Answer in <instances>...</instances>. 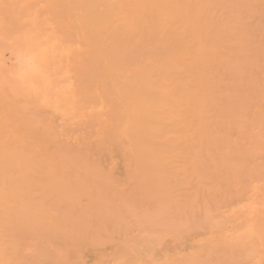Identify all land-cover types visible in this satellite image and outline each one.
<instances>
[{
  "label": "bare ground",
  "instance_id": "bare-ground-1",
  "mask_svg": "<svg viewBox=\"0 0 264 264\" xmlns=\"http://www.w3.org/2000/svg\"><path fill=\"white\" fill-rule=\"evenodd\" d=\"M263 2L0 0V34L28 58L21 81L0 77V264H132L141 224L184 229L246 189ZM49 108L81 123L74 145Z\"/></svg>",
  "mask_w": 264,
  "mask_h": 264
},
{
  "label": "rangeland",
  "instance_id": "rangeland-1",
  "mask_svg": "<svg viewBox=\"0 0 264 264\" xmlns=\"http://www.w3.org/2000/svg\"><path fill=\"white\" fill-rule=\"evenodd\" d=\"M262 2H263V0H261V3ZM263 13H261V15ZM261 15L260 16L258 15V17H257V14L255 15V17H257L258 21L260 19L264 20L263 15L262 16ZM253 18H254V16H253ZM258 18H260V19H258ZM262 22L263 21H260L258 23L256 22V24H259V23L262 24ZM262 25L259 29L260 31L258 30L257 32L258 33L261 32L263 34V35L261 34V37H263V38H261V41L259 40V43H260L259 45H261L263 48H261V46H260V47H257L259 49L256 48L255 50L257 51V50L262 49L261 51H263V54H264V22ZM22 49H24V48L16 49L14 47V40L13 39L4 37L0 34V77L1 78L4 79L6 77H10L16 81L17 80L21 81V79L24 78L23 75L25 73L24 72L25 68L28 65V58ZM261 51H260V55H262ZM16 56H17V59H16ZM260 58H262V56H260ZM23 59H25V60H23ZM15 60H17V61H15ZM260 61H261V59H260ZM262 61L264 62V57L262 58ZM262 64L263 63L258 64V67H261ZM13 65L16 66V69H15V67H13ZM10 66H11V68H10ZM9 69H11V70L9 71ZM257 69H259V72H258V70H256L257 72H255V73H257V77L259 76L258 80L260 79L259 82L261 84V82H264V64L262 65L261 69L260 68H257ZM21 85L22 84H20V86ZM256 96H257V94H256ZM47 97L51 98L50 95H48ZM258 97H259V99L261 98V100H259V99L257 100L256 99L257 97H255V99L254 98H252V99H254L255 103L256 102L259 103L261 101L259 104H252L253 106L249 105V107H251V108H249L251 110L249 112V116L255 115L254 122H257L255 124H253V126L255 125L254 126V132H256V135H257V137L255 138L256 143L255 144L250 143V145H248V146L251 149L253 148L252 149L253 152L256 153L255 154L256 156H255L253 161H257L256 163L258 165H256V168L259 169L260 164L264 166V160H263L264 158H262V156L264 157V155H263L264 154V136L261 135V133L259 135L260 127H261L262 121L264 120V99L262 97H260L259 95H258ZM247 98H249V97H247ZM250 102H252V101H250ZM47 112H48V121L50 122V125L54 126L55 129H57L58 133L62 135V137L66 138L68 142H70L71 144L74 145L75 144V138H76L77 134L82 132V130L79 129V127H81V126H79L80 122L78 123V122H73V121H71V122L66 121L67 119H64V117L61 114L56 113L51 108L47 109ZM73 127H75V129ZM71 128H73L72 130H75V131L73 132L71 130ZM70 135H71V138H70ZM231 136H233V134ZM248 146H247V148H248ZM261 148H263V149H261ZM96 157H98V158L101 157V158L96 159ZM92 158L96 159L99 162V164L101 163L100 166L102 168L112 171V169H113L112 168V161H114V159L109 158L108 156H105V155L104 156H94ZM258 169L253 170L254 173L256 171L255 174H257ZM254 173H252L253 177H255ZM258 173H259V171H258ZM259 174H258V176H259ZM252 175H249L247 177L245 176V178H249V180H250V182L248 181L249 183H247L246 182L247 180L244 179V181L246 182V183L245 182L244 183L248 184V185H245L244 183L239 184V185H241V187H243V186L247 187L248 186L246 188L247 190L243 189L244 191L240 190L237 194L235 193L234 195H232L229 198V199H231L233 196H235L230 201L227 199L229 201L228 202L229 205H227L228 203H225L226 206H221V207L218 206V208H215L213 206L214 210H213V208L209 207L210 209H212V211L210 212L211 218L209 215H208L209 217L207 216V220L202 218L203 216H206L207 214L204 215L203 210H201L203 215L201 214L202 215L201 218L199 217L200 222H199V219H198V221H195L196 217H194V216H197L196 215L197 212L194 211V213L191 215L193 217L194 221H193V219H191L192 221L188 222L190 220V218L188 219V221H187V219H185L187 221V224L188 223H190L189 225L192 224L191 226H188L190 228V230L187 229L188 228L187 226L184 227V229L182 228V226H185V224H186L185 222H184L185 223L184 225H182V226L179 225L180 227L177 228V230H175L176 228L172 224L169 226L167 225L168 227L171 226V229L166 228L167 226L165 225L166 227H164V228L167 230L164 229V231H165L164 233L166 235L168 234V236L166 238V235H164L163 230H161L163 228L162 225H158V224L156 225L155 223L154 224L153 223L141 224L139 226V227H141V230L137 229V228H139V227H137L136 228L137 232H135L137 236L139 234L138 239H137V236H135V238H134L135 234L134 235L132 234L129 236L130 239H127V241L124 242L125 247H127V245L129 246V247L125 248V250H127V253H125L126 261H128L129 263H132V264H140V262H142L141 264H143V262H144V264L145 263L146 264H152V263H155V264L156 263L157 264H172V263L173 264L174 263L175 264H183L189 260V257L194 256L193 261L195 262V264H198L199 263L198 261H200L201 258H204L207 260V262H210V263H206V260H204V261L202 260L203 261L202 264H213V263H215V264H264V244L262 245V243H261V241L264 243V238L262 239V236H264V233H263L264 229L262 228L263 231L260 230L261 229L260 226L257 227V228H259L258 230L254 228L257 225V224L255 225V221L258 222L256 219H260L259 214H261V212L264 211V177H263V179H261L262 176H259V177H255L253 179ZM242 191L245 193H243ZM241 192L243 194H241ZM236 197H237V199L235 200L234 198H236ZM231 201H233L234 204L230 203ZM221 203L223 205V202H221ZM204 210H205V208H204ZM201 211H198L199 214ZM246 212H248V213H246ZM187 216L189 217L190 215H187ZM237 216L239 219L237 218ZM223 217L225 218V220H223ZM182 218L180 219V221L182 220ZM185 220H183V221H185ZM244 220L248 223H246ZM180 221H178V222H180ZM231 221H234V222H231ZM178 222L176 224H178ZM166 223H169V222H166ZM258 223H260V222H258ZM229 224L230 225L232 224V225L230 226ZM244 224H245V226H244ZM224 225H226L225 228H224ZM253 225H255V226H253ZM158 226H159L158 229H160V230L157 229ZM172 226L174 229L172 228ZM251 226H253V227H251ZM149 228H150V230H149ZM138 230H140V233L138 232ZM146 230H147V232H146ZM253 230H254V232H253ZM148 231H149V233H148ZM260 231H262L261 233H263V234H261ZM245 232H249V234H252L255 237H251V235L249 236V234L245 235V234H247ZM157 233H158V235H157ZM218 233H220L221 235L223 234L222 237ZM237 233H239V234H237ZM146 234H148V235L150 234V238L148 236H145ZM151 235L152 236L154 235L153 237H155V235L158 236L160 238V240H159V238H156V237L153 238ZM163 235H164V237H163ZM227 235H231L230 238H229V236L227 237ZM239 236H240V239H239ZM247 236H249V239H253V240L252 241L248 240ZM129 237H127V238H129ZM140 239H141V241H140ZM161 239H163L164 241H162ZM152 241H154V242H152ZM156 241H158V242H156ZM250 241L254 243V246H253L254 256L249 255L250 257L247 256V257H249V258H247V257H245L246 255L244 256V253H245L244 250H247L248 247H249V249L252 248V243ZM134 242H135V246L137 247V250H136V247H134ZM140 242H143V243H140ZM223 242L225 245L223 244ZM236 242L238 244H236ZM147 243L149 244V247H148ZM183 243H184V245H183ZM230 243H231V245H230ZM157 244L159 245V247ZM234 244H236V245L234 246ZM242 244L244 245L243 249L241 248V247H243ZM143 245L146 249L143 247ZM229 245L230 246L233 245V247H231L232 250L230 249ZM175 247H176V250H175ZM128 248H130L129 252H128ZM211 248H212V250H211ZM228 249L230 251H228ZM240 249H242V250H240ZM138 250H140V251H138ZM210 250H211L210 254L206 255V254H208V251H210ZM109 251H110V248H108L105 252L109 253ZM136 251H138V252H136ZM131 252L135 255L131 254ZM151 253H153V254H151ZM192 253H194V254H192ZM150 254L155 256V257H152V256L150 257ZM241 254L243 257H241ZM182 255H183V257H181ZM195 256L200 258V260H198L197 257H195ZM133 258H134L135 263L133 262ZM143 258H145V260H143ZM171 258L172 259L174 258L175 260L174 259L172 260ZM128 259H130V260H128ZM231 259H233V260L231 261ZM167 260H168V262H167ZM196 261L198 263H196ZM192 264H194V263H192Z\"/></svg>",
  "mask_w": 264,
  "mask_h": 264
}]
</instances>
